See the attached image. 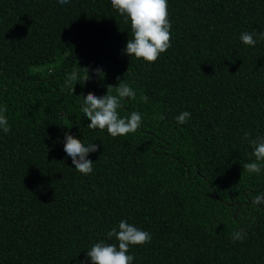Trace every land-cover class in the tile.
Returning <instances> with one entry per match:
<instances>
[{
    "label": "trees",
    "instance_id": "obj_1",
    "mask_svg": "<svg viewBox=\"0 0 264 264\" xmlns=\"http://www.w3.org/2000/svg\"><path fill=\"white\" fill-rule=\"evenodd\" d=\"M168 19L170 47L149 63L123 52L130 22L111 0H0V264H92L93 244L118 247L121 220L152 237L129 245L132 264H264V202L252 203L264 168L243 169L264 136V0H168ZM120 81L136 98L119 115L139 112L138 129L88 128L80 95ZM66 132L99 145L91 173L74 168Z\"/></svg>",
    "mask_w": 264,
    "mask_h": 264
},
{
    "label": "clouds",
    "instance_id": "obj_2",
    "mask_svg": "<svg viewBox=\"0 0 264 264\" xmlns=\"http://www.w3.org/2000/svg\"><path fill=\"white\" fill-rule=\"evenodd\" d=\"M62 5L69 3V0H58ZM112 7L130 22L132 38L127 40L123 52L129 57L134 56L136 59H143L149 63L155 62L161 53L167 51L170 47L171 24L168 19V0H111ZM256 31L242 32L240 40L250 46H255L257 40L254 39ZM259 37L264 39V31L259 32ZM79 68H82L79 66ZM79 68H74L72 72L66 75V86L74 92L75 85L79 82L82 85L90 79L87 67L84 75L79 74ZM103 78V71L99 68L94 70ZM119 80V77H117ZM115 88L116 94H112ZM81 112L86 116L90 123L87 125L90 129L107 130L112 136H126L130 132H135L142 122V116L139 112L133 111L130 115L121 117L118 109L122 108V101L126 98L135 99L136 92L132 87L120 81L116 86L108 85L107 93L98 97L93 92L87 95H80ZM140 100L147 102L146 95L141 93ZM6 108H0V129L4 133L10 131V125L4 115ZM158 119H163L160 115ZM190 118L187 111L181 112L177 117V122L183 124ZM68 127V126H67ZM245 133V138L249 137ZM249 144L253 148L252 155L255 157L254 162L243 164V169L249 173H260L264 168V136L249 139ZM99 150V145L89 143L87 146L79 138L72 134L65 133L64 151L71 157L74 168L82 174H89L93 171V160L88 159V154ZM264 202V193L258 194L253 199V204ZM108 237H115L118 241L116 244L97 242L87 250L86 255L90 257L92 264H132L134 256L128 254L129 245H141L151 240V234L147 231L138 229L129 224L126 220H121L117 228H112L108 232ZM233 240H240L243 237L240 233L233 235ZM80 264H84L83 261Z\"/></svg>",
    "mask_w": 264,
    "mask_h": 264
},
{
    "label": "rangeland",
    "instance_id": "obj_3",
    "mask_svg": "<svg viewBox=\"0 0 264 264\" xmlns=\"http://www.w3.org/2000/svg\"><path fill=\"white\" fill-rule=\"evenodd\" d=\"M55 68H57V69H58V68H59V66H58V65H56V66H55Z\"/></svg>",
    "mask_w": 264,
    "mask_h": 264
}]
</instances>
